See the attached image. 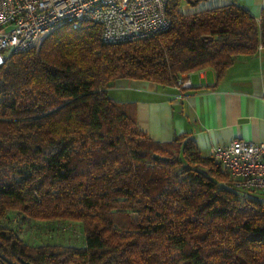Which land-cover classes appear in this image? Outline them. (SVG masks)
<instances>
[{"label":"trees","instance_id":"obj_1","mask_svg":"<svg viewBox=\"0 0 264 264\" xmlns=\"http://www.w3.org/2000/svg\"><path fill=\"white\" fill-rule=\"evenodd\" d=\"M181 2L154 37L63 26L0 68V220H72L84 234L81 246L35 245L0 225V264H264V196L232 189L188 134L153 140L134 104L107 92L118 77L220 78L264 46V10L258 21L235 3L184 13Z\"/></svg>","mask_w":264,"mask_h":264},{"label":"crops","instance_id":"obj_2","mask_svg":"<svg viewBox=\"0 0 264 264\" xmlns=\"http://www.w3.org/2000/svg\"><path fill=\"white\" fill-rule=\"evenodd\" d=\"M235 3L260 18L264 0H184L180 9L192 13ZM191 86L162 85L150 80L118 77L108 95L131 102L137 125L153 140L165 142L188 134L203 155L232 139L264 141V46L235 57L220 78L212 68L187 73Z\"/></svg>","mask_w":264,"mask_h":264},{"label":"built area","instance_id":"obj_3","mask_svg":"<svg viewBox=\"0 0 264 264\" xmlns=\"http://www.w3.org/2000/svg\"><path fill=\"white\" fill-rule=\"evenodd\" d=\"M169 0H0V68L13 52L38 49L63 26H101L105 41L154 37L170 25ZM259 21L260 18H257ZM175 85L188 88V74ZM208 155L228 173L231 187L244 195L264 196V141L232 139Z\"/></svg>","mask_w":264,"mask_h":264},{"label":"rangeland","instance_id":"obj_4","mask_svg":"<svg viewBox=\"0 0 264 264\" xmlns=\"http://www.w3.org/2000/svg\"><path fill=\"white\" fill-rule=\"evenodd\" d=\"M181 4L184 0H181ZM0 225L15 229L29 244L56 243L81 246L84 244L82 224L77 221H35L10 211Z\"/></svg>","mask_w":264,"mask_h":264},{"label":"water","instance_id":"obj_5","mask_svg":"<svg viewBox=\"0 0 264 264\" xmlns=\"http://www.w3.org/2000/svg\"><path fill=\"white\" fill-rule=\"evenodd\" d=\"M23 264H31L30 262L23 261Z\"/></svg>","mask_w":264,"mask_h":264}]
</instances>
